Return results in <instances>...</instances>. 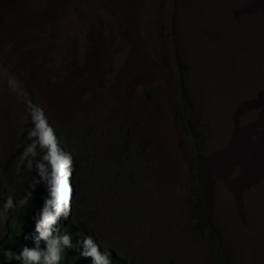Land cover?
Returning <instances> with one entry per match:
<instances>
[{"label":"rangeland","instance_id":"1","mask_svg":"<svg viewBox=\"0 0 264 264\" xmlns=\"http://www.w3.org/2000/svg\"><path fill=\"white\" fill-rule=\"evenodd\" d=\"M81 2L82 15L71 0L55 27L67 26L83 55L98 49L105 70L91 84L87 70L72 76L65 49L47 50L44 61L27 47L48 85L79 88L65 118L39 96L15 41L0 43V234L29 210L2 203L7 185L15 181L19 196L32 179L16 165L42 108L76 164L69 215L56 227L93 235L123 264H264V160L256 154L264 147V0ZM135 50L149 67L129 74L128 93L138 90L142 104L122 108L110 90ZM196 204L213 237L197 230Z\"/></svg>","mask_w":264,"mask_h":264},{"label":"clouds","instance_id":"2","mask_svg":"<svg viewBox=\"0 0 264 264\" xmlns=\"http://www.w3.org/2000/svg\"><path fill=\"white\" fill-rule=\"evenodd\" d=\"M14 79L9 78V85L13 84ZM36 107L38 105H33L32 109ZM43 112L41 108V116L32 117L33 127L27 130V143L21 147L16 165L17 174L21 169L29 170L33 173L32 179L23 195L19 196L16 195L15 181L7 185L2 203L5 210L25 208L33 198L36 186L43 183L47 195L42 206L31 217L38 235L34 237V247L24 246L19 252L11 247L0 249L3 260L5 264L13 261L17 264H62L67 250L80 249V256L91 257V264H111V254L100 251L102 244L98 245L93 235L74 234L72 229L68 230L70 226L56 227L61 215H69L73 193L69 178L76 171V164L73 153L61 146L56 130ZM76 235H83V239L74 243ZM5 236L8 241L13 238L11 232L0 234V238ZM41 240L45 243L43 248L40 247Z\"/></svg>","mask_w":264,"mask_h":264},{"label":"bare ground","instance_id":"3","mask_svg":"<svg viewBox=\"0 0 264 264\" xmlns=\"http://www.w3.org/2000/svg\"><path fill=\"white\" fill-rule=\"evenodd\" d=\"M69 1L71 0H0V43L2 41H15V52L19 54L21 60L20 64L22 65H28L33 56L31 54L36 51L33 50L34 52H30L27 49L29 45H34L38 48L39 54L42 55L44 61L49 59L47 50L51 48H63L66 50L64 52H68V54L72 56V62H74L73 69L70 71L72 76L81 75L87 70L89 75L84 77V81L91 84V82L95 80V77H99L101 70H103L102 67L105 66V63L103 64V60L98 54V49L93 47L91 50L84 51L85 53L83 55L78 49L80 43L75 41L73 37L74 34L70 35V33L67 32L68 27H55V23L61 19L59 10ZM72 1L75 3V8L79 14L82 15L84 11L82 0ZM87 2L89 3L90 0H87ZM125 19L132 23L129 12H125ZM46 26H53V31L49 32V36H45L44 34V36H42L40 33H42V30ZM74 33L76 34V31ZM138 44L139 43H137V45ZM82 56L85 58L83 60L81 59L82 61L80 60V62L77 61L80 57L82 58ZM147 67H149V65L147 66L143 56L140 52L136 51L134 59L128 63L127 74L123 75L120 79L117 78V88L113 87L114 89L112 88L113 90H110L111 97L116 104L122 108L129 107L131 105L130 103L135 104V106H140V104H142L140 103L141 96L138 90L133 89L131 94L128 93L130 86L129 76L131 75L130 73L139 74ZM159 67L160 66L157 68ZM163 71L164 70H162V72ZM27 72L30 81L37 86L39 96L49 106L50 110L59 117L65 118L67 116L65 111L66 106L75 103L80 96L79 88H69L63 92L65 85L60 87L48 85L40 76L37 66L31 63ZM182 144H184L183 140L178 139V141L174 143L175 150L181 149ZM256 154L260 160H264V147L259 148ZM112 259L116 261L114 257H112Z\"/></svg>","mask_w":264,"mask_h":264},{"label":"trees","instance_id":"4","mask_svg":"<svg viewBox=\"0 0 264 264\" xmlns=\"http://www.w3.org/2000/svg\"><path fill=\"white\" fill-rule=\"evenodd\" d=\"M47 195L46 186L41 183L33 196L32 200L28 204L29 210L25 213L23 219H18L17 222L12 226V240L8 241V237L3 241H0V249L3 247H11L13 251L19 252L21 248L24 246L34 247V237L38 235L35 232L34 221L32 220V216L35 215V211L42 206L43 199ZM197 208V230L202 232L204 235L209 237H213L215 234V228L212 223L211 218L204 211V207L202 204H196ZM74 230H72L73 232ZM74 234L76 231L73 232ZM83 238L76 235L74 236V243L77 240H82ZM212 245L215 249H218V243L214 239H210ZM45 243L43 240L40 241V247L43 248ZM78 247V245H77ZM214 249V251H215ZM101 251V250H100ZM74 254H73V253ZM217 252V251H215ZM116 261L110 258L111 264H122L121 261L114 258ZM0 264H5L2 256V252H0ZM11 264H17V262L13 261ZM62 264H91V257H83L80 256V249H69L65 252L64 260ZM219 264H224V262H219ZM226 264V263H225Z\"/></svg>","mask_w":264,"mask_h":264},{"label":"water","instance_id":"5","mask_svg":"<svg viewBox=\"0 0 264 264\" xmlns=\"http://www.w3.org/2000/svg\"><path fill=\"white\" fill-rule=\"evenodd\" d=\"M114 258L118 259V261H121V262H122V264H123V261H122L121 259H119V258L115 257V255H114Z\"/></svg>","mask_w":264,"mask_h":264}]
</instances>
